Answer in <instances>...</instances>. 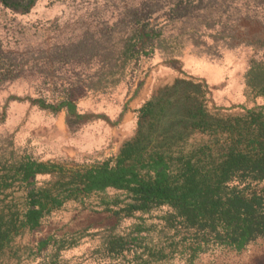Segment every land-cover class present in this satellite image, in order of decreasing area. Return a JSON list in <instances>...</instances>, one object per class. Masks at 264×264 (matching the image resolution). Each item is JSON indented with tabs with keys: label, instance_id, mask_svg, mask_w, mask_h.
Masks as SVG:
<instances>
[{
	"label": "rangeland",
	"instance_id": "obj_1",
	"mask_svg": "<svg viewBox=\"0 0 264 264\" xmlns=\"http://www.w3.org/2000/svg\"><path fill=\"white\" fill-rule=\"evenodd\" d=\"M179 1L188 5L184 15L170 14ZM133 11L160 32V43L151 55L126 63L120 75L110 77L109 70L118 66L113 56L133 30ZM170 51L178 53L176 62L165 61ZM252 60H264V0H36L25 14L0 2V154L65 168L103 162L135 136L138 109L145 102H160L159 126L183 117L185 96L190 104L196 100L186 84L199 85V99L211 114L214 109L221 117L242 114L263 104L244 88L243 75ZM114 78H120L115 85ZM64 96L85 115L77 127L67 126L64 110L52 113L30 102L56 103ZM209 138L192 131L186 147ZM49 179L36 176L38 185ZM257 187H264V181ZM115 195L120 193L110 189L67 201L38 230L24 231L14 242L22 248L50 235L64 240L58 264H128L97 251L106 234H124L139 216L118 218L104 211L100 199ZM164 212L154 210L142 218L158 223ZM186 257L174 253L168 263L186 264ZM194 264H264V239L239 253L214 247Z\"/></svg>",
	"mask_w": 264,
	"mask_h": 264
},
{
	"label": "trees",
	"instance_id": "obj_2",
	"mask_svg": "<svg viewBox=\"0 0 264 264\" xmlns=\"http://www.w3.org/2000/svg\"><path fill=\"white\" fill-rule=\"evenodd\" d=\"M0 2L25 14L36 0ZM187 8L179 1L170 14L184 15ZM130 18L133 30L126 45L113 56L118 66L109 70L110 77L120 75L126 63L151 55L160 43V32L143 24L139 12L133 11ZM177 54L168 52L165 61L176 62ZM243 82L247 94L261 97L263 104L235 116L221 117L215 109L211 114L199 99L197 84H186L196 100L190 104V97L185 96L183 117L175 122L159 126L160 102H145L138 109L135 136L123 142L114 157L100 163L65 168L26 155L0 154V264L10 260L30 264L37 258V264H58L62 238L48 235L22 248L15 238L24 231L38 230L43 219L65 202L110 189L120 195L102 197L99 204L104 211L118 218L139 214L124 234L109 232L102 238L97 251L111 259L128 264H170L169 259L178 253L187 256L186 264H194L200 254L214 247L239 253L264 239V187H257L264 181V60L250 61ZM30 102L52 113L64 110L68 127H77L85 118L67 96L56 103L42 98ZM187 125L188 133L182 131ZM192 131L210 138L186 147ZM38 175L50 179L38 185ZM158 209H165L158 217L160 224H147L143 215Z\"/></svg>",
	"mask_w": 264,
	"mask_h": 264
}]
</instances>
